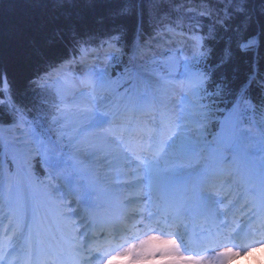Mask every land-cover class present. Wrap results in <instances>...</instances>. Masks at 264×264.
Listing matches in <instances>:
<instances>
[{"label": "snow or ice", "instance_id": "1", "mask_svg": "<svg viewBox=\"0 0 264 264\" xmlns=\"http://www.w3.org/2000/svg\"><path fill=\"white\" fill-rule=\"evenodd\" d=\"M257 9L0 0V264H226L264 246Z\"/></svg>", "mask_w": 264, "mask_h": 264}, {"label": "bare ground", "instance_id": "2", "mask_svg": "<svg viewBox=\"0 0 264 264\" xmlns=\"http://www.w3.org/2000/svg\"><path fill=\"white\" fill-rule=\"evenodd\" d=\"M3 7L5 9H7V7H8L7 3H5L3 5ZM189 15H195V17L197 19H199V17L195 13H191ZM208 28H209V26H208L207 22H205V24H204L205 32H208ZM192 29H195V28L192 27ZM212 34L216 35V36H220L221 34L228 35L230 33H222V29L221 28H217V25H213L212 26ZM76 68H77V66H73V71H75ZM11 75L15 76L13 78L11 77L12 78V82L14 83V85H13L14 92L16 93L18 99H22L23 98V93H24V90H25V87H26V85H25V81L27 79L26 77H28L29 75L26 76L25 72L21 73L19 71L12 72ZM4 134H5L4 131L0 130V136H2ZM8 163H9L10 166L13 165V161H11V160L8 161ZM0 167H2V165H0ZM260 249L262 250L261 251V255H264V247H260ZM252 258L254 260H258L259 259V257H256V255L254 257H252Z\"/></svg>", "mask_w": 264, "mask_h": 264}, {"label": "trees", "instance_id": "3", "mask_svg": "<svg viewBox=\"0 0 264 264\" xmlns=\"http://www.w3.org/2000/svg\"><path fill=\"white\" fill-rule=\"evenodd\" d=\"M248 13L247 12H245V15H247ZM261 15H264V13H261L260 12V10L259 9H257V11H256V13H255V16L256 17H259V16H261ZM228 23L231 25V21H228ZM251 23V25H252V29L254 30L255 29V27H256V24H255V22L254 21H252V22H250ZM224 47V44H223V42H221V43H219V44H214V49H215V51H214V56L215 57H217V58H219V55H220V49L221 48H223ZM247 56V53L246 54H243V55H241L240 56V58H239V60L238 61H236V67L238 68V70H239V73L240 74H242L245 70H246V64L244 63V60H245V57ZM35 70V68L34 67H32V66H27V67H24V68H20V69H17V70H14V71H12V72H15V71H19V72H25L26 73V76H28V75H31L32 74V72ZM12 72H10V76L13 78V77H15V76H12L11 75V73ZM11 78V79H12ZM27 78V77H26ZM13 85H14V83H13Z\"/></svg>", "mask_w": 264, "mask_h": 264}, {"label": "clouds", "instance_id": "4", "mask_svg": "<svg viewBox=\"0 0 264 264\" xmlns=\"http://www.w3.org/2000/svg\"><path fill=\"white\" fill-rule=\"evenodd\" d=\"M261 251L258 247L253 251H246L244 255L228 258L226 264H264V255H261ZM253 255L258 256L259 259L254 260ZM109 264H116V261H110Z\"/></svg>", "mask_w": 264, "mask_h": 264}, {"label": "rangeland", "instance_id": "5", "mask_svg": "<svg viewBox=\"0 0 264 264\" xmlns=\"http://www.w3.org/2000/svg\"><path fill=\"white\" fill-rule=\"evenodd\" d=\"M217 28H220V27L217 25Z\"/></svg>", "mask_w": 264, "mask_h": 264}]
</instances>
